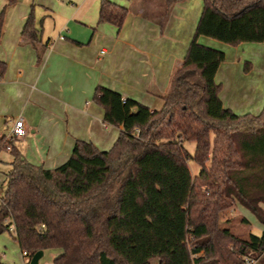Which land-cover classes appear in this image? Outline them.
<instances>
[{
    "label": "trees",
    "instance_id": "trees-1",
    "mask_svg": "<svg viewBox=\"0 0 264 264\" xmlns=\"http://www.w3.org/2000/svg\"><path fill=\"white\" fill-rule=\"evenodd\" d=\"M16 1L5 0L0 33ZM181 1L163 3L168 11ZM126 16V8L100 0L99 24L120 30ZM21 36L39 42L32 10ZM199 37L264 43V0H203L159 110L98 88L104 122L122 128L110 151L76 141L66 163L43 170L15 138L1 137L0 152L8 150L11 162L0 189V235L9 233L29 257L56 251L53 264H264V232L243 237L219 222L238 204L264 226V104L256 115L223 107L215 74L225 55ZM185 143L195 144L192 155Z\"/></svg>",
    "mask_w": 264,
    "mask_h": 264
},
{
    "label": "crops",
    "instance_id": "crops-1",
    "mask_svg": "<svg viewBox=\"0 0 264 264\" xmlns=\"http://www.w3.org/2000/svg\"><path fill=\"white\" fill-rule=\"evenodd\" d=\"M30 1L17 0L4 11L0 138L21 116L26 135L15 138L13 145L43 170L66 163L76 141L90 142L102 152L112 149L122 128L104 122V111L94 102L98 88L150 110L161 108V96L194 37L203 7V0H183L168 11L163 0H108L127 9L117 30L98 23L100 0H37L35 9ZM4 8L5 0H0V12ZM31 10L39 31L36 44L21 36ZM198 42L225 55L215 74L223 107L239 116L258 114L264 104V43L229 46L207 37ZM247 61L252 65L246 73L242 63ZM2 153L9 151L0 152V165L10 168L11 155L7 159ZM7 172L2 173L3 184ZM229 212L245 220L248 234L252 229L264 232V226L240 205ZM22 260L29 264L28 257Z\"/></svg>",
    "mask_w": 264,
    "mask_h": 264
},
{
    "label": "rangeland",
    "instance_id": "rangeland-1",
    "mask_svg": "<svg viewBox=\"0 0 264 264\" xmlns=\"http://www.w3.org/2000/svg\"><path fill=\"white\" fill-rule=\"evenodd\" d=\"M54 1L55 2L57 1L58 3H60L62 0H54ZM35 4L36 5L38 4L37 0H35V2H34V0L30 1V5H31L32 9H35V7H36ZM33 13H34V10H33ZM208 47H211V46H208ZM214 49H216V48H214ZM245 65L248 66L247 70H245ZM251 65L252 64L250 61H247V64H246V62H243L242 63L243 71L246 73L249 72L250 71L249 66H251ZM263 94H264V90H263ZM184 147L190 155H192L194 153V149H195L194 143H185ZM2 154H4V156H6L7 159L10 158L9 153H2ZM188 167H189V170H190V173L192 176L198 175L200 168L193 161L188 162ZM8 169H10V168L9 167L5 168V165H3V164L0 165V185H2L3 189H4L5 184H3L4 177H3L2 173L9 171ZM232 208L233 207H231L230 209H228L227 211L222 213V215L220 216L219 222H220L222 227L231 226L230 228L232 229V231L235 234H237L239 236L246 237L248 235L249 229L247 227H245V225L243 226V224L245 222H243L239 216L231 217V215H229V213H230L229 211ZM252 234L260 235V232H258V230H256V229H252ZM56 253H57L56 251L45 252L43 257L40 259L39 264H53V258H54V255ZM0 258H1L3 264H23V260H22L23 257L21 255V251L19 250L18 246L14 242L11 235L7 232L0 235ZM24 264H28L27 260H25Z\"/></svg>",
    "mask_w": 264,
    "mask_h": 264
},
{
    "label": "built area",
    "instance_id": "built-area-1",
    "mask_svg": "<svg viewBox=\"0 0 264 264\" xmlns=\"http://www.w3.org/2000/svg\"><path fill=\"white\" fill-rule=\"evenodd\" d=\"M103 52H101L100 54H102ZM122 100L124 101V98H122ZM26 135V128L23 122V119L21 116H19L18 118H16V120L14 121L13 125L11 126L9 133L7 134V136H5L7 141H12L13 138H22ZM12 230V229H11ZM23 257H28V260L30 261V258L26 252H22ZM255 261L252 259H246L244 264H254Z\"/></svg>",
    "mask_w": 264,
    "mask_h": 264
},
{
    "label": "water",
    "instance_id": "water-1",
    "mask_svg": "<svg viewBox=\"0 0 264 264\" xmlns=\"http://www.w3.org/2000/svg\"><path fill=\"white\" fill-rule=\"evenodd\" d=\"M43 257V251L36 252L29 261V264H38L40 259Z\"/></svg>",
    "mask_w": 264,
    "mask_h": 264
}]
</instances>
